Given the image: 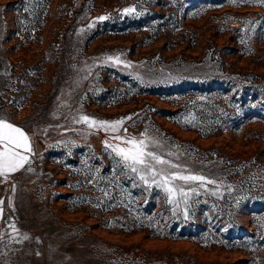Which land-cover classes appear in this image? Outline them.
I'll return each mask as SVG.
<instances>
[{"label": "rangeland", "instance_id": "374dc122", "mask_svg": "<svg viewBox=\"0 0 264 264\" xmlns=\"http://www.w3.org/2000/svg\"><path fill=\"white\" fill-rule=\"evenodd\" d=\"M0 116V264H264V0H0Z\"/></svg>", "mask_w": 264, "mask_h": 264}, {"label": "crops", "instance_id": "0c3cea01", "mask_svg": "<svg viewBox=\"0 0 264 264\" xmlns=\"http://www.w3.org/2000/svg\"><path fill=\"white\" fill-rule=\"evenodd\" d=\"M30 138L13 120L0 116V231L19 197L18 178L30 161Z\"/></svg>", "mask_w": 264, "mask_h": 264}, {"label": "trees", "instance_id": "16d2710c", "mask_svg": "<svg viewBox=\"0 0 264 264\" xmlns=\"http://www.w3.org/2000/svg\"><path fill=\"white\" fill-rule=\"evenodd\" d=\"M221 81V85H227L228 90L236 88V94L248 95V97H253L251 90L256 89L259 86H263L262 84H250L249 82H245L239 76H231L230 78L224 77L223 79H221Z\"/></svg>", "mask_w": 264, "mask_h": 264}]
</instances>
